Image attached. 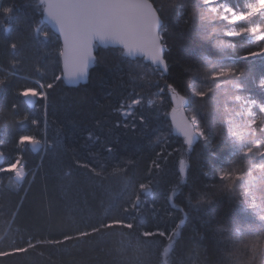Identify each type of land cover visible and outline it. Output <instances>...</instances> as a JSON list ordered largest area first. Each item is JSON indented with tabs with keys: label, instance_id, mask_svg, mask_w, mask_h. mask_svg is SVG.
<instances>
[{
	"label": "trees",
	"instance_id": "16d2710c",
	"mask_svg": "<svg viewBox=\"0 0 264 264\" xmlns=\"http://www.w3.org/2000/svg\"><path fill=\"white\" fill-rule=\"evenodd\" d=\"M36 3V0H0V9L13 8L8 16L0 12V77L5 76L4 79L0 78L4 81L0 84V140L3 141L0 149L6 157L4 163L9 160L22 131L14 123V118L28 112L23 97L18 94L19 90L30 86L31 81L36 78V67L47 72L48 80L53 74L60 75L61 72L59 59L55 56V50L60 46L57 36L53 35L46 46L37 42L38 39H43L36 36L37 26L43 25V30H50L43 24V17L38 13ZM157 4L166 9L163 15L168 29L166 41L169 48L165 51V57L170 68L166 76L161 77L157 72V78L151 83L147 79L134 80L133 76L143 74L135 67L137 60L131 61L122 56L121 49L98 48L95 51L96 61L86 84L68 88L59 81L51 90L48 120L50 126L60 131L62 151L60 150L58 159H52L51 156L38 166L28 164L29 175L21 186H11L9 182L0 183V251H11L14 246L26 247L29 239L37 246L27 254L0 257V264H158V261L164 259L163 249L169 244L167 237H141L142 241L156 239L161 242L156 249L148 250L136 247L138 232H133L130 236L121 235L122 232L127 234L130 231L121 228L113 229L110 234L61 244H37V241L62 240L65 234L74 236L77 230H85L86 225L96 224L111 204H115L116 208L108 214L109 218H118L120 206L139 191L140 183L148 182L147 169L155 158V153L160 151L161 142L168 146L169 152L175 149L168 163L169 174L166 178L173 183L156 185L152 192L143 194L140 211L146 227L152 230L159 225L162 230L166 228L171 232L175 224L185 221L167 256V259L170 257V264H216L219 257L232 251L225 239L229 233L221 234L215 229H231L235 226V221L245 216L237 207L236 201L226 193L218 195L211 216H204L194 209L189 217L177 212L172 202L166 200V196L175 191L176 205L184 207L191 192L192 203L195 204L198 190L213 183L211 170L219 164H226L231 158V141H225L224 138L227 133L226 124L223 126L224 134L221 133V122L229 118L220 109L224 104L225 94L217 92L201 99L194 95L187 84L192 80L194 86L206 90V86L201 83L206 67L204 58L217 60L222 55L243 56V52H238L241 38L219 36V39L236 44L235 50L221 52L213 39L191 30V23L184 25L177 20L180 11L169 8V0H157ZM190 13L191 9H188L184 13L185 17L190 16ZM5 27L9 30L4 31ZM12 43L17 45L15 50L10 47ZM157 82L161 87L166 83L176 86L177 91L185 96L188 104L186 112L190 111V114L193 108H197V101L199 104L202 100L209 101L207 111L198 108L202 124L210 129L211 140L208 145L198 138L189 149L183 145L181 137L174 135L168 117L172 104L167 90L161 94L163 99L158 97L155 107L147 104V100L159 92V88L155 86ZM133 89L145 97V104L138 107L137 111L145 117L146 123L140 124L137 116L136 131L115 126L118 120L124 119L115 109L122 100L127 99L128 93ZM232 92L233 90L229 94ZM81 98L86 102L79 103ZM13 104L17 106L14 110ZM236 106L229 105L233 111H239ZM210 114L212 117L209 119ZM98 122L102 127L97 126ZM89 133L93 134L91 140L88 138ZM211 145L216 146L215 155ZM108 146L113 148L112 153L107 152ZM181 158L187 161L190 172L183 184L177 186L174 181L177 179ZM35 159L36 157L32 161ZM77 160L81 163L91 162L102 175L95 176L91 171L78 167ZM118 169L122 171H117ZM201 171H206L209 175L204 177ZM81 173L86 174V178ZM4 175L0 174V182L4 180L1 178ZM69 180L74 185L68 187ZM59 185L69 192L68 197L79 195V207L85 202L94 217L85 220L81 218L84 215L73 213V217H70L72 220L68 222L63 201L56 189ZM118 196L120 199H116ZM257 203H260L259 199ZM169 210L172 211V217L166 215ZM120 242L128 243L129 248L124 253L119 248ZM240 251L241 259L247 260L251 253L244 249Z\"/></svg>",
	"mask_w": 264,
	"mask_h": 264
},
{
	"label": "snow or ice",
	"instance_id": "6c2138e0",
	"mask_svg": "<svg viewBox=\"0 0 264 264\" xmlns=\"http://www.w3.org/2000/svg\"><path fill=\"white\" fill-rule=\"evenodd\" d=\"M38 7L42 10V17L51 24L54 33L43 30V25L37 26L36 36L43 38L38 39L37 42L46 46L52 36L58 34L57 39L61 43L55 50V56L58 57L62 68L60 75L53 74L48 80L47 72L36 67V78L31 81L30 86L22 87L18 94L30 105L43 102L45 117L50 107L51 90L57 86V82L76 83L88 76L90 64L96 61L93 49L97 44L119 46L122 56L137 60L135 67L142 69L143 74L133 76L134 80L143 81L157 72L164 77L170 71L165 57V51L169 48L166 41L168 29L165 27L163 15L166 9L163 5H158L157 0H38ZM169 8L179 10L180 15L176 17L177 20L182 21L184 25L191 23V30L215 40V46L221 52L236 49L235 43L219 39L221 33L227 37L246 38V44L256 45L257 48L248 50L243 56L222 55L217 60L205 57L206 67L201 83L206 86V90L194 86L192 80L188 82L187 87L197 97L206 98L209 94L217 92L225 94L224 109L229 118L221 122V133L224 134L223 126L226 124L227 133L224 134V138L225 141H231V158L226 164H219L211 170L213 183L204 185L202 190H198L195 204L192 203L191 192L184 207L176 205L175 191L167 195L166 200L172 202L173 208L177 212L184 213L185 216L190 217L194 209L203 213L204 216H211L217 196L226 193L230 199L236 201L237 207L245 213V216L235 221V226L231 229L219 227L215 229L221 234L229 233L225 239L232 248L231 252L219 257L216 264H257V262L264 264V214H262L264 213V118L252 110L253 106L257 105L255 99L239 103L243 99L241 95L229 94L231 90L243 88L241 77L245 75V70L236 67V64L242 62L251 61L255 67V62L259 61L262 73L260 87L264 88V0H254V2L249 0H171ZM188 9H191L190 16L185 17L184 13ZM12 11L11 7L0 9L5 16ZM8 30L7 27L4 28V31ZM10 47L15 50L17 45L12 43ZM15 63L18 61L14 62V65ZM3 83L4 81L0 80V84ZM155 86L159 88V92L153 94L154 96L163 99L161 94H164L165 90L171 94V128L183 137V145L191 149L194 140L198 138L203 139L208 145L211 133L210 129L201 122L200 110L193 108L189 119L183 114L186 98L177 91L176 86L166 83L164 87H161L159 82ZM78 102L85 103L86 100L81 98ZM230 103H239L240 110L229 112ZM144 104V95L133 89L128 93L127 99L122 100L119 107L115 109L124 118L123 121L118 120L115 126L136 131L137 116L140 124L146 123L145 117L137 111L138 107ZM147 104L155 107V99H148ZM12 107L15 109L17 106L13 104ZM258 108L259 113L264 114V102H261ZM27 119L26 115L24 121ZM31 123L37 125L38 120L33 119ZM97 126L102 127L99 122ZM88 138L93 139V134L89 133ZM96 139L98 140L99 137ZM0 143L3 141L0 140ZM16 144L20 152L26 148L35 151L41 146L42 141L35 135H20ZM211 147L215 155L216 146L211 145ZM106 150L108 153L113 152L111 146H108ZM173 152L168 151L165 143H160V151L155 153V158L151 160L147 169L148 182L140 183L139 191L120 206L118 218H109L108 214L116 208L115 204H111L96 224L86 225L85 230H77L74 236L65 234L62 240H40L37 244H61L65 241L110 234L113 229L121 228L130 230L127 234L122 232L121 235L130 236L133 232H138L136 247H143L145 250L156 249L161 242L156 239L142 241L141 237H167L169 244L163 249L165 259L158 261V264H170L167 256L173 249L172 242L180 234L178 230L181 229V224L185 221L181 220L180 223L175 224L171 232H168L166 228L162 230L159 225L152 230L146 227L140 207L143 194L152 192L156 185L173 183L166 179L169 174L168 163ZM4 160L6 157L0 152V161ZM76 163L78 167L91 171L95 176L102 175L101 172L96 171V166L91 162L81 163L77 160ZM189 172L190 169L181 158L174 183L179 186L180 178H185ZM0 174H11L13 179L10 180V185L25 181L29 175L27 164L19 154L15 159L0 163ZM201 175L207 177L209 173L201 171ZM125 191H127L126 188ZM257 199L260 201L259 204ZM166 215L172 217V211H167ZM36 246L29 239L26 247L14 246L11 251H0V257L19 253L27 254ZM241 249L251 253L247 260L241 259Z\"/></svg>",
	"mask_w": 264,
	"mask_h": 264
},
{
	"label": "rangeland",
	"instance_id": "374dc122",
	"mask_svg": "<svg viewBox=\"0 0 264 264\" xmlns=\"http://www.w3.org/2000/svg\"><path fill=\"white\" fill-rule=\"evenodd\" d=\"M38 3V0H36ZM249 2H254V0H249ZM36 3V8L38 13L41 14V9L38 7V4ZM171 4V0H169V5ZM43 22V21H42ZM43 24L48 28V26L43 22ZM49 29V28H48ZM50 30V29H49ZM220 36H223V34L221 33ZM221 39V38H220ZM246 39V38H245ZM245 39H241L240 40V46H239V50L238 52H243V54L245 55L246 52L248 50H256L257 46L256 45H248L245 43ZM214 44H215V40H213ZM230 50V49H227ZM236 56H241L240 54L236 55ZM256 66L253 67V64L251 61L249 62H242V63H238L236 64V67L238 68H242L245 70V75L243 77H241V83L243 85V88L241 90H233L232 94H238L242 96V101L239 103H243L245 100H252L255 99L257 101V105L253 106L252 110H255L257 115H261L262 118H264V114L259 113V108L258 105L261 102H264V88L260 87V78H261V68H260V64L259 61L257 60L255 62ZM60 67H61V63H60ZM137 71L142 73V69L137 68ZM1 79H4L5 76L0 77ZM154 78H157V75H150L147 80L148 81H152ZM155 94V93H154ZM151 99H155V102L159 101L158 97L154 96L151 97ZM203 99V98H201ZM187 101V100H186ZM239 103H235L238 107H239ZM197 109L198 108H202V109H206L205 111H207L209 109V101H205L202 100L200 102V104L198 103V101L196 102ZM231 105L234 106L233 103H230ZM26 105V104H25ZM203 105V107H202ZM236 106V107H237ZM26 108L28 109V112L26 113H22V114H18L17 118H14V123L19 125L20 128L22 129L21 131V135H35L38 139H41L42 144L40 146L39 149L33 151L30 148H26L23 152H20V150L17 148V144L15 143L14 147H13V152L10 154V158L11 159H15V157L19 154L22 156L24 162L28 165H35L38 166L41 161L48 159L49 157L52 156V159H58V155H60V131L57 128H54L52 126H50L51 124L49 123L48 120V112H47V116L45 117L44 114V109H43V102H37L33 108H28L26 106ZM229 112L233 111V109L231 107H229ZM49 109V108H48ZM172 109V108H171ZM222 112H225L224 109V104L222 105V107H220ZM12 110L13 107H12ZM189 112V113H188ZM170 113L171 111L168 113V117L170 120ZM183 114L185 116H187L189 119L191 117L190 111L186 112V109L183 110ZM226 114V112H225ZM27 115L28 119L26 121H24V117ZM228 115V114H227ZM212 117V114L209 115V119ZM33 119L38 120V124L37 125H33L31 123V121ZM18 121H23V123H18ZM206 122H208V120H206ZM183 139V137H181ZM1 145V143H0ZM2 150L0 149V152ZM62 151V150H61ZM51 153V154H50ZM28 155V156H26ZM36 157V161H32V159ZM31 158V160L29 159ZM5 161V160H4ZM1 162V163H4ZM28 170V169H27ZM61 171V170H60ZM61 173V172H60ZM86 174L81 173V176H84ZM45 177V176H44ZM86 178V176H84ZM4 180H1L0 183H8L10 182L11 179H13L11 177V174H5L4 177H1ZM43 178V176H42ZM62 176L60 174V180H61ZM30 179H32V176L30 177ZM59 180V179H57ZM5 181V182H4ZM30 181H28L29 183ZM24 181L19 182L18 184H14L16 186H20L21 184H23ZM10 184V183H9ZM68 184L70 186L74 185V183L72 182V180L68 181ZM11 185V186H14ZM66 187V188H68ZM62 185H59L56 189H57V193H60V199L63 201V209L66 213V218L68 219L67 221L69 222L70 220H72L70 217H73V213L75 214H79L84 218L85 220L90 219L93 216V214H91V211H89V209L87 208V204L81 203V207H79V202H77V199L79 197V195L71 196L72 198L68 197L69 192L68 191H64ZM69 199V200H68ZM77 211V212H76ZM79 218V219H81ZM121 252L124 253V251H126V249L129 248L128 243H124V242H120V246H119ZM251 255V254H250ZM165 259V255L163 256ZM170 261V257L168 259Z\"/></svg>",
	"mask_w": 264,
	"mask_h": 264
},
{
	"label": "water",
	"instance_id": "95a60500",
	"mask_svg": "<svg viewBox=\"0 0 264 264\" xmlns=\"http://www.w3.org/2000/svg\"><path fill=\"white\" fill-rule=\"evenodd\" d=\"M43 22L48 26V28L50 29V31L51 32H53L54 33V29L52 28V26H51V24H49L48 22H47V20H46V18H43ZM55 36H58V34H54ZM60 42V41H59ZM61 43V42H60ZM98 48H114V49H121L119 46H116V45H100V44H97L95 47H94V49H93V55L95 56V51H96V49H98ZM129 60H131V61H134L135 59H130V58H128ZM93 66H94V63H92V64H90V66H89V69H88V76L84 79V80H81V81H79V82H76V83H69V82H67V81H62L63 82V84L66 86V87H68V88H76V87H78V86H81V85H84V84H86L87 83V80H88V77H89V73H90V71H91V69L93 68ZM61 68H62V64H61ZM167 75V74H166ZM165 75V76H166ZM168 95L170 96V99H171V94L170 93H168ZM171 101V104H172V100H170ZM24 102H25V104H26V106L28 107V108H33V106L34 105H30V104H28L26 101H25V99H24ZM187 106H188V104H187V102L185 103V105H184V109H186L187 108ZM170 121H171V116H170ZM173 133H174V135H176V136H179V137H182V136H180L178 133H176L175 132V130L173 129ZM196 141L197 140H194V142H193V145L196 143ZM192 145V146H193ZM40 148V147H39ZM38 148V149H39ZM185 161V164H186V167L188 166V164H187V161L186 160H184ZM2 161H0V163H1ZM182 179V181L184 180V178H181Z\"/></svg>",
	"mask_w": 264,
	"mask_h": 264
},
{
	"label": "bare ground",
	"instance_id": "6f19581e",
	"mask_svg": "<svg viewBox=\"0 0 264 264\" xmlns=\"http://www.w3.org/2000/svg\"><path fill=\"white\" fill-rule=\"evenodd\" d=\"M23 100H24V98H23ZM2 162H3V161H2ZM180 179H181V178H180ZM184 179H185V178H184ZM183 181H184V180H183ZM183 181H182V179H181V184H183ZM21 185H22V184H21ZM21 185H20V186H21Z\"/></svg>",
	"mask_w": 264,
	"mask_h": 264
}]
</instances>
